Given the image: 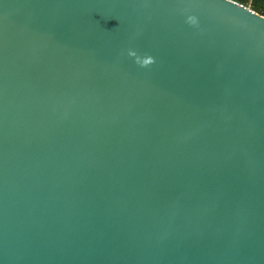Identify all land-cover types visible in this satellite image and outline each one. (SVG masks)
Wrapping results in <instances>:
<instances>
[{"label": "water", "instance_id": "obj_1", "mask_svg": "<svg viewBox=\"0 0 264 264\" xmlns=\"http://www.w3.org/2000/svg\"><path fill=\"white\" fill-rule=\"evenodd\" d=\"M0 264H264V16L0 0Z\"/></svg>", "mask_w": 264, "mask_h": 264}, {"label": "trees", "instance_id": "obj_2", "mask_svg": "<svg viewBox=\"0 0 264 264\" xmlns=\"http://www.w3.org/2000/svg\"><path fill=\"white\" fill-rule=\"evenodd\" d=\"M245 6L251 7L253 11L264 16V0H233Z\"/></svg>", "mask_w": 264, "mask_h": 264}, {"label": "clouds", "instance_id": "obj_3", "mask_svg": "<svg viewBox=\"0 0 264 264\" xmlns=\"http://www.w3.org/2000/svg\"><path fill=\"white\" fill-rule=\"evenodd\" d=\"M129 55H135V53L134 52H132V51H130L129 52ZM137 60H138V62H140V58L139 57H137ZM153 61L151 60V58H149L148 60H144L143 62H142V65H146V64H149V63H152Z\"/></svg>", "mask_w": 264, "mask_h": 264}, {"label": "built area", "instance_id": "obj_4", "mask_svg": "<svg viewBox=\"0 0 264 264\" xmlns=\"http://www.w3.org/2000/svg\"><path fill=\"white\" fill-rule=\"evenodd\" d=\"M251 2H252V0H251Z\"/></svg>", "mask_w": 264, "mask_h": 264}]
</instances>
